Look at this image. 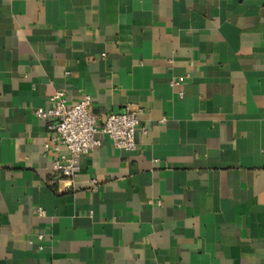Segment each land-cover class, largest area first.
Listing matches in <instances>:
<instances>
[{
  "label": "crops",
  "instance_id": "1",
  "mask_svg": "<svg viewBox=\"0 0 264 264\" xmlns=\"http://www.w3.org/2000/svg\"><path fill=\"white\" fill-rule=\"evenodd\" d=\"M56 92L135 151L53 171ZM0 264H264V0H0Z\"/></svg>",
  "mask_w": 264,
  "mask_h": 264
},
{
  "label": "built area",
  "instance_id": "2",
  "mask_svg": "<svg viewBox=\"0 0 264 264\" xmlns=\"http://www.w3.org/2000/svg\"><path fill=\"white\" fill-rule=\"evenodd\" d=\"M178 83L179 81L171 85ZM138 113L139 111L125 110L122 113L110 114L98 126L97 117L92 113L90 96L83 95L74 105L68 106L63 92H56L47 108H36L33 111L34 117L48 121L49 129L54 132L51 139L54 150L57 153L60 148L65 150V155H61L52 164V170L70 180L78 173V159L99 147L100 137H107L115 148L134 152L135 134L140 125ZM141 132L146 134L144 128ZM91 184L95 190L96 181H91ZM38 213L42 214L41 211Z\"/></svg>",
  "mask_w": 264,
  "mask_h": 264
}]
</instances>
